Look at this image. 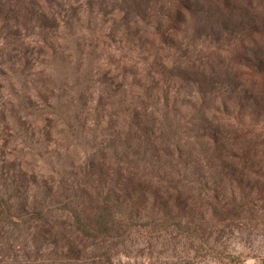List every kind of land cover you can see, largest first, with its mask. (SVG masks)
I'll return each instance as SVG.
<instances>
[{"label": "trees", "instance_id": "trees-1", "mask_svg": "<svg viewBox=\"0 0 264 264\" xmlns=\"http://www.w3.org/2000/svg\"><path fill=\"white\" fill-rule=\"evenodd\" d=\"M66 2L0 0L1 27L44 31ZM126 2L125 15L145 18L138 0ZM158 15L152 35L173 50L148 63L147 77L133 66L150 83L128 131L114 130L99 150L110 167L89 164L70 194L44 186L30 199L0 164V261L149 264L156 249L198 253L217 226L264 219V0H165ZM188 28L205 40L184 61L170 35ZM11 112L0 101L1 131L12 129Z\"/></svg>", "mask_w": 264, "mask_h": 264}, {"label": "rangeland", "instance_id": "rangeland-1", "mask_svg": "<svg viewBox=\"0 0 264 264\" xmlns=\"http://www.w3.org/2000/svg\"><path fill=\"white\" fill-rule=\"evenodd\" d=\"M138 1L145 18L125 15L131 9L126 0H71L57 8L44 31L19 35L3 29L0 22V101L12 109V129H0V164L9 180L24 185L22 198L41 197L44 186L56 196L70 194L69 187L83 178L89 164L110 167L99 150L114 130L128 131L141 105L144 83H150L143 78L139 84L133 66L139 65V78L147 77L148 63L164 60L173 50L171 42L155 38L150 28L161 20L158 13L165 0ZM162 22L167 25L165 18ZM195 32L188 28L170 35L183 43L184 61L195 57L205 40L202 32ZM129 36L134 38L127 42ZM146 43H151L148 55ZM148 56L150 61H144ZM190 92L183 91L184 103L191 100ZM214 231L212 248L189 254L178 247L175 256L166 258L159 256V248L146 262L264 264L262 217L219 225ZM20 254L0 264H31Z\"/></svg>", "mask_w": 264, "mask_h": 264}]
</instances>
